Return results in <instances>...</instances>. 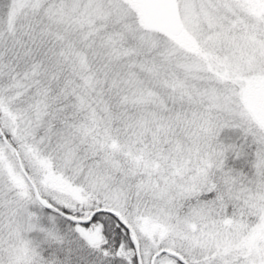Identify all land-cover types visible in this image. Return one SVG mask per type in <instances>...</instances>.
Masks as SVG:
<instances>
[{
	"label": "snow or ice",
	"instance_id": "obj_1",
	"mask_svg": "<svg viewBox=\"0 0 264 264\" xmlns=\"http://www.w3.org/2000/svg\"><path fill=\"white\" fill-rule=\"evenodd\" d=\"M0 264H264V0H0Z\"/></svg>",
	"mask_w": 264,
	"mask_h": 264
}]
</instances>
